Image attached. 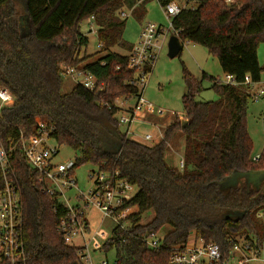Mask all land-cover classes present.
<instances>
[{
  "label": "trees",
  "instance_id": "obj_1",
  "mask_svg": "<svg viewBox=\"0 0 264 264\" xmlns=\"http://www.w3.org/2000/svg\"><path fill=\"white\" fill-rule=\"evenodd\" d=\"M18 1L0 0V85L14 96V104L1 113L0 135L10 152L23 207L26 261L18 264H82L81 248L66 243L57 230L65 209L54 208V198L21 149L20 134H36L37 119L53 127L51 137L57 144L75 151L76 167L89 163L118 171L137 188L124 206L137 209L129 216V232L116 226L103 243L102 249L116 251L117 259L110 264H168L173 249L193 236L219 244L223 258L237 236H253L263 243L264 178L253 185L251 176L264 171V150L253 159L247 109L249 88L261 81L264 71L258 57L264 42V0H190L196 5L172 18L182 44L205 46L237 84L218 82L207 73L198 78L184 67V114L175 117L154 144L128 137L115 109L100 103L139 95L129 84L136 71L128 67L133 44L124 39L127 16L122 11L140 18L149 0H20L28 34L20 28ZM157 1L165 7L170 0ZM86 19L97 25L102 47L82 57L89 42L81 28ZM115 46L128 53L114 51ZM84 61L83 68L94 73L104 89L94 93L77 84L63 92L61 65L81 67ZM247 77L250 83H245ZM206 78L213 81L218 98L197 101ZM178 133L184 135L181 171L166 160ZM232 176L238 181L224 182ZM148 212L153 217L144 223ZM165 226L171 230L159 238L157 248L150 247L145 238L158 236Z\"/></svg>",
  "mask_w": 264,
  "mask_h": 264
},
{
  "label": "built area",
  "instance_id": "obj_2",
  "mask_svg": "<svg viewBox=\"0 0 264 264\" xmlns=\"http://www.w3.org/2000/svg\"><path fill=\"white\" fill-rule=\"evenodd\" d=\"M231 1V0H228ZM191 3L190 0L186 1ZM184 7L179 0H170L165 8L169 19L177 15ZM127 12L122 11V16ZM92 21V19H89ZM92 23V22H91ZM92 27V25H91ZM165 30L157 24L147 22L141 31L139 41L133 44L129 53L128 67L136 71L135 77L129 84L138 88L139 95H126L116 97L113 102L100 99V103L109 109H115L116 117L120 126H125L124 131L131 139L142 141L153 140L151 133L140 135L136 133L135 123H144L140 118V113H156L163 116L162 109L155 106L143 97L147 75L154 67L159 52L163 48L162 36ZM179 35V31H175ZM102 44L99 43V48ZM61 75L72 77L77 84L91 92L97 93L105 87L104 83H99L94 73L83 68L61 65ZM218 82L237 84L235 78L226 74L225 81L217 79ZM251 80L246 78L245 83ZM76 84V85H77ZM264 92V89L251 93L256 100ZM133 97H137L134 104H130ZM14 104V96L11 90L0 85V116L6 107ZM37 133L25 136L22 132L19 137L23 155L29 164L38 172V180L45 186L47 193L55 200V207H63L65 215L61 219L57 230L61 233L66 243L70 244L75 236L82 235L85 239L84 246L81 247L79 255L85 259V264H95L91 254V241L93 240L94 250L101 249L103 244L98 237H103L104 233L96 231L90 240L86 239V229L88 222L84 212L77 203L73 205L71 199L66 195L72 188H77L75 177V160L59 162L56 157L59 155L57 146L50 145L53 127H48L44 121L37 119ZM260 155L254 157L258 160ZM182 167L184 161L182 160ZM0 167L3 177V184L0 186V262L8 261L10 264L24 263L26 261L25 244L23 240V207L20 192L16 185L14 174L12 173L10 152L7 151L0 135ZM94 187L87 193L80 191L75 197L77 202L85 206L97 207L105 217L114 220L117 227L125 232H129L131 224L129 216L134 213L135 207H124L135 194V185L127 179L121 178L119 172H109L98 169L90 175ZM135 191V192H134ZM264 214L262 213L261 216ZM146 243L153 248L159 246V237L152 234L145 238ZM232 247L229 256L223 258V252L219 244L207 242L202 238L193 236L189 242L181 247H175L172 251L168 264H264L263 254L264 241L260 244L253 236H237L231 240ZM100 264H110L103 260Z\"/></svg>",
  "mask_w": 264,
  "mask_h": 264
},
{
  "label": "rangeland",
  "instance_id": "obj_3",
  "mask_svg": "<svg viewBox=\"0 0 264 264\" xmlns=\"http://www.w3.org/2000/svg\"><path fill=\"white\" fill-rule=\"evenodd\" d=\"M187 0H179L180 4L184 6H195L194 2L187 4ZM18 13L17 18L20 21V28L22 33H29V21L26 16V12L22 1H18L17 4ZM127 12V23L124 30V39L130 43H137L141 31L147 22H151L159 25L165 30V34L162 36L163 48L159 52V55L155 61L153 70L147 75V83L143 92V97L150 103H152L156 109H162L164 111L163 116H159L156 113L142 112L140 118L145 122L135 123L134 128L136 133L143 135L151 133L153 140L145 141L140 140L147 144L157 143L158 139L162 137V134L166 127L174 121L175 117H181L184 114V105L182 97L186 92V83L184 80V67L187 68L196 77H202L203 73H207L210 77L225 81L226 74L223 72L221 64L216 56L210 54L209 50L200 44L194 42H185L183 44L182 51L175 57H170L168 54V43L174 30L171 28V19L167 16L165 8L157 0H149L146 5V10L142 17H137L129 10ZM89 19L82 22V32L89 37L87 46L83 48L81 56L93 55L99 52V40L97 35V25L91 23ZM92 25V27H91ZM114 51L120 54H127L128 51L120 46H115ZM99 55V54H98ZM258 57L261 66H264V42L260 43L258 47ZM86 61L82 62L81 67L84 66ZM77 82L70 76L63 77L62 91L69 92L75 86ZM213 81L210 78L203 80V90L198 94L197 101H212L218 98V94L215 89L211 88ZM264 89V71L261 76V81L255 83L250 87L249 93L258 92ZM137 97H133L130 104H134ZM121 131H125L126 127L120 126ZM247 129L253 142L252 157H257L264 150V92L256 100L254 97H250L248 101L247 109ZM131 138V137H130ZM50 145L57 146L59 155L56 160L59 162L73 161L75 160V151L66 144H57L54 140H51ZM184 151V135L182 133L176 134L174 139L169 145V149L166 152V160L169 165L175 167L178 170H182V160ZM98 167L93 164H82L75 167V177L77 179V188H72L68 191L67 197L70 198L73 205L79 204L84 212L85 218L88 222V228L86 229V239L90 240L91 236L96 232L104 233L103 237H98L99 241L103 244L113 235V229L117 226L114 220L110 217H105L103 213L93 206H85L83 203L77 202L75 197L80 191L87 193L94 187V183L90 178V175L94 171H98ZM226 186V185H224ZM137 191V188H135ZM134 191V192H135ZM153 217L152 212H148L143 217V222H149ZM171 230V226H165L158 237H163L168 231ZM93 240L91 241L90 249L92 259L95 264H100L103 260H107L109 263H113L117 259L116 251L114 248L104 250H94ZM85 244V239L82 235L75 236L70 243L71 246L81 248ZM264 257V249L263 254ZM82 264H85V259H82Z\"/></svg>",
  "mask_w": 264,
  "mask_h": 264
},
{
  "label": "water",
  "instance_id": "obj_4",
  "mask_svg": "<svg viewBox=\"0 0 264 264\" xmlns=\"http://www.w3.org/2000/svg\"><path fill=\"white\" fill-rule=\"evenodd\" d=\"M182 48H183V44L180 41L179 36L176 34L172 35L170 37L169 43H168V54H169V56L175 57V56L179 55L180 52L182 51ZM255 175H256V177L258 176V177H261L263 179L264 178V171H261L260 173L255 174ZM233 177H237V176H232L229 179H231ZM229 179H227L229 181V184L238 181V180H234L233 182L230 183V181H232V180H229ZM226 181H224V182H226ZM262 188L264 189V183L262 184Z\"/></svg>",
  "mask_w": 264,
  "mask_h": 264
},
{
  "label": "flooded vegetation",
  "instance_id": "obj_5",
  "mask_svg": "<svg viewBox=\"0 0 264 264\" xmlns=\"http://www.w3.org/2000/svg\"><path fill=\"white\" fill-rule=\"evenodd\" d=\"M260 177H256V175L255 174H253L252 176H251V179L253 180L252 182H253V185H256V184H260L261 183V180L259 179ZM238 178L237 177H233V178H231V179H229V180H232V181H230V183L231 182H233L234 180H237ZM226 182H228L229 183V181L227 180ZM264 183V179L262 180V184Z\"/></svg>",
  "mask_w": 264,
  "mask_h": 264
},
{
  "label": "crops",
  "instance_id": "obj_6",
  "mask_svg": "<svg viewBox=\"0 0 264 264\" xmlns=\"http://www.w3.org/2000/svg\"><path fill=\"white\" fill-rule=\"evenodd\" d=\"M92 23H94L93 21H92ZM143 27V26H142ZM133 44V43H132ZM250 83V82H249ZM255 85V83L254 84H252L251 86H254ZM249 90H250V88H249ZM253 93V92H252ZM255 93V92H254ZM250 94H251V92H250ZM164 133V132H163ZM163 139V134H162V137H160L159 139H158V141L157 142H159V141H161ZM142 142H144V141H142ZM146 143V142H145ZM170 145V144H169ZM137 211V209L136 208H134V212H136Z\"/></svg>",
  "mask_w": 264,
  "mask_h": 264
}]
</instances>
